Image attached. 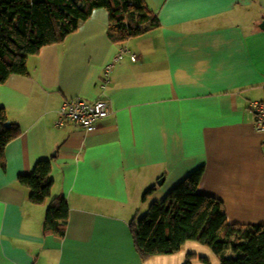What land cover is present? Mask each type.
<instances>
[{
	"label": "crops",
	"instance_id": "crops-1",
	"mask_svg": "<svg viewBox=\"0 0 264 264\" xmlns=\"http://www.w3.org/2000/svg\"><path fill=\"white\" fill-rule=\"evenodd\" d=\"M145 1L159 29L116 44L107 10L96 9L64 44L30 57L28 77L0 85V107L22 132L0 166V264L207 258L187 242L177 256L143 259L131 228L201 168L198 192L222 201L230 224L264 226V134L251 107L264 100V0ZM75 98L109 103L96 132L57 125ZM44 160L51 197L34 204L18 178ZM61 198L69 218L58 236L44 223Z\"/></svg>",
	"mask_w": 264,
	"mask_h": 264
},
{
	"label": "trees",
	"instance_id": "trees-1",
	"mask_svg": "<svg viewBox=\"0 0 264 264\" xmlns=\"http://www.w3.org/2000/svg\"><path fill=\"white\" fill-rule=\"evenodd\" d=\"M96 9L109 14V39L123 44L161 27L157 14L145 0H0V85L13 75L28 77V59L50 46L64 44ZM0 107V166L6 169L5 150L22 132ZM50 160L37 163L29 175L19 176L30 190V200L43 204L51 197L53 180ZM204 169L181 182L162 202L131 224L137 251L143 259L179 253L187 242L207 246L220 264H264V226L230 224L224 203L198 192ZM150 190L144 196L152 194ZM69 207L64 199L51 202L44 228L65 234ZM230 252V255H227ZM207 258L190 254L185 264Z\"/></svg>",
	"mask_w": 264,
	"mask_h": 264
},
{
	"label": "built area",
	"instance_id": "built-area-1",
	"mask_svg": "<svg viewBox=\"0 0 264 264\" xmlns=\"http://www.w3.org/2000/svg\"><path fill=\"white\" fill-rule=\"evenodd\" d=\"M118 60L119 58L116 59ZM251 107L257 115L255 129L258 133L264 134V100L252 102ZM110 112V105L105 100L90 103L81 98L69 99L59 110L57 125L63 127L73 124L87 133H94L98 130L100 121L108 118Z\"/></svg>",
	"mask_w": 264,
	"mask_h": 264
},
{
	"label": "rangeland",
	"instance_id": "rangeland-1",
	"mask_svg": "<svg viewBox=\"0 0 264 264\" xmlns=\"http://www.w3.org/2000/svg\"><path fill=\"white\" fill-rule=\"evenodd\" d=\"M159 183V182H158ZM159 190V189H158ZM153 194H154V192L152 193V194H150V195H148L147 197H146V199H150V198H152L153 197ZM160 197V196H159ZM160 199V202H162L164 199H162V197L161 198H159ZM162 199V200H161ZM148 213V212H147ZM147 213H145V214H142L141 215V218H139V219H142ZM194 244V246H199V248L201 249V250H203L204 252H206V254H203V255H205L207 258H208V260L210 261V262H208V263H206V262H202V261H199L198 259L197 260H192V263L193 264H220V261H219V258H218V256L216 255V254H214L213 253V251H211V249L209 248V247H207V246H204V245H201L200 243H197V242H189V245H193ZM176 256H177V254H175ZM167 262V264H171V262L172 261H166ZM187 262V261H186ZM185 262V263H186ZM175 263L176 264H178L176 261H175ZM184 263V264H185Z\"/></svg>",
	"mask_w": 264,
	"mask_h": 264
},
{
	"label": "water",
	"instance_id": "water-1",
	"mask_svg": "<svg viewBox=\"0 0 264 264\" xmlns=\"http://www.w3.org/2000/svg\"><path fill=\"white\" fill-rule=\"evenodd\" d=\"M260 28H261L262 30H264V19H263V22L260 24ZM6 126H7V127H10V126H11V122H7V123H6Z\"/></svg>",
	"mask_w": 264,
	"mask_h": 264
}]
</instances>
